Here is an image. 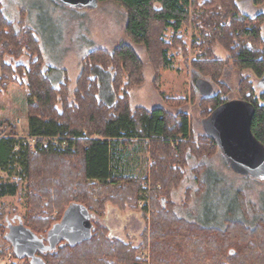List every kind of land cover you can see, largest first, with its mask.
<instances>
[{"label": "trees", "instance_id": "1", "mask_svg": "<svg viewBox=\"0 0 264 264\" xmlns=\"http://www.w3.org/2000/svg\"><path fill=\"white\" fill-rule=\"evenodd\" d=\"M113 1L125 9L126 34L147 51L157 89L160 71L174 67L170 50L180 49L187 54L181 35L185 25L199 32L192 47L204 50L191 63L195 91L199 92L196 86L199 78L210 80L214 86L220 81L226 63L214 57L216 44L229 52L240 71L252 72L258 84L263 79L264 13L253 16L241 13L237 0ZM254 1L259 5L264 3V0ZM169 29L174 33L171 41L165 38ZM0 63V95L7 93L10 84L25 89L28 136L57 137L59 144L68 143L65 148L49 143L31 152L10 122L0 124V169L12 171L11 166L21 162L28 181L29 215L23 218L24 226L37 236H45L75 203L95 217L90 238L47 252L42 256L45 264H142L137 252L147 247V231L143 243L133 247L110 237L103 221L108 204L121 210L137 209L139 194L148 182L156 208L150 224L154 264H173L174 258L177 264H188L179 255L188 249H182V240L188 244V251L195 252L193 264L203 263L208 257L211 264H264V217L254 226L242 219H228L226 226L219 228L199 225L175 212L170 192L181 184L184 175L181 166H174L184 162L186 165L189 158L201 161L218 144L208 134L206 140L210 145L203 149L187 140L192 125L183 108V103H188L186 99L161 95L165 104L179 103L174 112L164 105L152 109L132 107L130 91L145 81V63L132 43L121 42L112 50L93 48L81 60L74 89L68 80L54 85L49 70L44 68L41 42L34 29L23 17L17 22L9 20L0 2ZM240 78L243 97L256 107L252 131L264 144V86L259 84L257 94L247 77ZM199 94L204 120L223 99L218 92L210 96ZM5 127L10 130L6 132ZM123 138L150 139L148 151L152 165L148 178L130 177L120 170L122 154L116 141ZM173 142L177 146L172 148ZM196 169V180L199 177L202 180L208 170L206 164L199 163ZM93 181L100 184L94 185ZM17 190L15 184L0 181V196L14 195ZM203 193L199 192L198 198ZM54 209L59 215L52 219ZM7 215L0 210L2 238L10 243Z\"/></svg>", "mask_w": 264, "mask_h": 264}, {"label": "rangeland", "instance_id": "2", "mask_svg": "<svg viewBox=\"0 0 264 264\" xmlns=\"http://www.w3.org/2000/svg\"><path fill=\"white\" fill-rule=\"evenodd\" d=\"M0 2L9 20L17 22L23 17L28 26L34 29L42 43L44 68L49 70V76L54 85H59L68 80L70 88L74 89L80 74L81 60L93 48L103 47L112 50L121 42L132 43L145 63V81L130 91L132 107L142 106L152 109L155 106L164 105L169 111L174 112L179 103L165 104L161 95L186 99L188 103H183V108L189 114L192 125V132L187 140L194 141L201 149L207 147L209 144V140H206L208 130L202 119L204 115L201 113V96L193 88L191 73V63L204 53V50L192 47L195 36H199V32L195 31L193 26L185 25L182 27L181 35L186 42L187 54L180 49L173 48L170 50L171 54L174 55V67L160 71L159 89H157L153 83L154 69L149 63L147 51L144 46L134 43L126 34L125 9L116 1L100 2L95 8L87 7L81 3H65L57 0H0ZM237 8L241 13L252 16L264 13V3L255 5L254 3H247L246 0H237ZM173 35L172 29H169L165 38L171 41ZM262 35L264 37V25ZM214 54L216 59L226 63L220 81L216 82L214 86V93L218 92L223 103L232 99H245L240 91L241 75L252 82L257 94L260 93L261 87L257 77L252 72L240 71L223 46L216 44ZM24 60L27 62V59ZM8 61L10 60L8 59ZM125 77L127 80L128 77ZM9 88L7 93L0 95V117L5 110V115L9 119L8 122L11 123L17 135L27 142L28 101L25 89L16 84H11V87L9 85ZM19 119L21 120V127L15 125ZM0 124H4V121H0ZM5 129L6 132L10 130L6 127ZM116 142H118V149L123 156L125 153L129 160L132 157H138L141 161L140 173L142 176H128L141 179L148 178L152 165L148 151L150 139L124 140L123 138ZM175 143H172V148L177 146ZM213 149L212 154L205 156L206 158L201 161L189 158L186 165L184 162L174 166H181L184 175L181 184L170 192V197L175 204V212L181 217L208 227L223 228L228 219H242L248 221L249 225H256L258 220L264 217V179L242 174L231 167L221 147L216 146ZM31 152L35 151L31 150ZM199 163H205L208 168L202 180L200 177L196 180L198 171L196 166ZM11 168H13L12 171L0 169V181L13 183L18 186V190L14 195L0 196V210L8 213L7 222L12 221L18 224L11 219L13 214H18L21 218H27L29 215L28 181L21 162H15ZM93 183L97 186L100 184L99 181H93ZM119 184L121 182H118ZM158 187L160 188V185ZM203 191V195L198 198L199 192ZM139 196L137 209L121 210L111 204H108L107 207L113 206L121 212L137 211L142 214L145 228L141 241L137 243L123 241L133 247H138L143 243L144 233L147 231V247L145 250L137 252V256L141 259L142 264H154L151 259L150 224L156 208L153 206L151 183H147V188L142 189ZM58 215L59 211L54 209L50 217L55 219ZM2 223L0 221V228ZM1 231L0 229V264H30L28 259L16 258L14 252L10 256L13 250L12 246L2 238ZM108 233L110 237L119 239L110 235L111 229L108 230ZM181 246L183 250L189 249L184 240L181 241ZM188 249L179 255L185 258L188 264H193L191 259L195 257V252L193 250L188 251ZM175 260L174 258L173 264H177ZM200 264H211V257Z\"/></svg>", "mask_w": 264, "mask_h": 264}, {"label": "water", "instance_id": "3", "mask_svg": "<svg viewBox=\"0 0 264 264\" xmlns=\"http://www.w3.org/2000/svg\"><path fill=\"white\" fill-rule=\"evenodd\" d=\"M65 3H81L90 8L98 5L97 0H57ZM264 86V77L259 83ZM199 92L204 96L214 93V85L208 79L199 78L196 81ZM256 113L253 102L246 99H232L219 105L213 113L203 120L209 136L213 137L221 147L231 167L245 175H251L264 179V144L258 140L252 131V122ZM91 214L80 204L70 205L64 213L61 221L57 222L47 233L51 237L61 234L69 244H76L88 239L92 235V223L89 220ZM94 216V215H93ZM22 238L11 232L7 238L12 242L14 251L22 256L27 253L33 256V252L42 247L40 236L35 235L24 224H20ZM82 229V233L79 232ZM26 238V239H25ZM33 264H45L32 261Z\"/></svg>", "mask_w": 264, "mask_h": 264}, {"label": "crops", "instance_id": "4", "mask_svg": "<svg viewBox=\"0 0 264 264\" xmlns=\"http://www.w3.org/2000/svg\"><path fill=\"white\" fill-rule=\"evenodd\" d=\"M247 3H254L256 4L254 0H246ZM42 46V43H41ZM47 70V69H46ZM2 75L1 71V63H0V77ZM11 87V84H10ZM10 90V88H9ZM28 107V105H27ZM5 110L3 111V115L0 117V121H9L8 117L5 115ZM16 120V119H15ZM28 121V120H27ZM14 125V124H13ZM28 128V127H27ZM122 154V152H121ZM125 156V153H124ZM123 154L121 156V163H120V170L123 171L124 175H134V176H142V173H140L141 167V161L139 158L132 157L131 160L128 159V157H124ZM144 174V173H143ZM13 221L17 222L18 224L14 222H7V234L11 232V229L13 228V233L18 237L22 236V229L20 228V224L23 223V218H21L18 214H13L12 218ZM95 217L93 215H90L89 220L92 223ZM115 219H117L115 221ZM104 222L107 226L108 230H112V233L110 234L113 237L125 240V241H131V242H140L142 238V233L145 228V221L140 212L137 211H127V212H121L120 210L114 208L113 206L107 207L106 214L104 216ZM93 230V227H92ZM82 233V229L79 231ZM110 233V231H109ZM26 239V238H25ZM41 245L45 250H42L41 248H38L36 251L33 252V256H29L27 253H23L22 256H19L15 251L12 242V251L15 253L16 258L20 259H28L30 264H33L32 261L41 262L42 256L46 254L47 252L55 251L59 246L63 244H69V242L66 240V238L62 237L61 234L55 236L53 234L51 237L45 235L40 236Z\"/></svg>", "mask_w": 264, "mask_h": 264}, {"label": "built area", "instance_id": "5", "mask_svg": "<svg viewBox=\"0 0 264 264\" xmlns=\"http://www.w3.org/2000/svg\"><path fill=\"white\" fill-rule=\"evenodd\" d=\"M20 121H21L20 119L17 120L15 124L17 127L22 126ZM26 138H27V144L32 151H37L40 148L46 147L49 143H52L53 145H56V146L61 145L62 148H65L68 146L67 142H63L59 144L60 140L57 137L55 138H44V137L36 138V137H29L27 133ZM12 255H13V251L10 253V256Z\"/></svg>", "mask_w": 264, "mask_h": 264}]
</instances>
